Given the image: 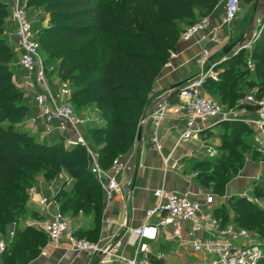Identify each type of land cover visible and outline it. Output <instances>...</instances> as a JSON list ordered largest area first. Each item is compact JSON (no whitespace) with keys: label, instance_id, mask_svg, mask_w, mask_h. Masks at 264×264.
I'll return each mask as SVG.
<instances>
[{"label":"trees","instance_id":"obj_1","mask_svg":"<svg viewBox=\"0 0 264 264\" xmlns=\"http://www.w3.org/2000/svg\"><path fill=\"white\" fill-rule=\"evenodd\" d=\"M218 1L29 0L33 7L45 6L51 15L50 25L38 33L41 52L50 60L59 61L57 76L63 83L71 84L70 102L74 109L82 115L98 112L101 125L87 127L86 136L98 152L102 167L109 168L115 158L131 152L156 81L176 49L185 30L183 26L196 23L197 11L209 16ZM10 5L11 0H0V235L9 242L8 227L14 229L2 264H29L47 242L45 233L27 222L29 216L39 218L30 206V191L39 177L52 181L65 173L74 181L71 190L65 193L62 189L55 200L65 216L68 213L72 218H91L93 228L74 229L79 239L91 241L98 235L105 194L91 173V160L85 148H67L62 139L49 143L26 129L31 108L14 83L12 64L16 53L9 40L13 28ZM255 50L256 73L245 85L256 89V96L261 98L264 28ZM239 58L233 57L219 67L224 71L218 82H205V91L228 107L238 105L247 96L245 91L238 90L236 94L233 90L237 81L244 83L243 78L249 73H234L231 69L240 63ZM169 100L177 102V91ZM223 124H230L231 132L222 134L216 157L222 160L207 159L217 172L197 176L204 188L218 196H224L227 185L245 165V153L254 147L257 134L241 122ZM244 132L253 137L249 145L241 143L240 135ZM230 213L234 214L231 221ZM214 215L223 225L233 222L244 229L257 227L264 234V211L241 196L214 208ZM258 264H264V258Z\"/></svg>","mask_w":264,"mask_h":264},{"label":"built area","instance_id":"obj_2","mask_svg":"<svg viewBox=\"0 0 264 264\" xmlns=\"http://www.w3.org/2000/svg\"><path fill=\"white\" fill-rule=\"evenodd\" d=\"M240 8L241 0H227L221 28H228L234 23ZM10 10L13 36L16 39L15 51L20 54V65L28 74L25 88L34 95L38 119L43 121L45 127L40 133V139L47 140L57 134L67 148H85L91 160V173L104 188L105 200L110 202L117 193L122 192L119 179L130 167L127 157L115 158L107 169L101 166L100 156L86 136L87 125L93 120L77 113L70 104L71 89L67 84L62 83L59 89H55L50 83L48 73L53 69H48L41 58V45L29 16L28 0H11ZM219 40L211 30L209 17L189 26L181 34L180 42L202 45L198 59L200 71L171 91L170 94L177 91L176 103L168 100L158 102L153 112L140 122L141 126L147 119L152 121L154 132L151 143L158 151L163 147L161 130L169 123L174 124L173 128L179 132L181 141H190L208 133L214 127V122H241L257 132L254 142L264 148V96L258 98L253 92L242 100V105L239 102L234 107H228L205 91V82L213 73L210 65L213 55L211 45ZM174 58L176 54L172 55ZM171 66L169 62L166 67ZM250 108L254 110L256 118L249 117ZM206 153L207 159L218 156L214 148H208ZM154 196L157 202L146 210L144 224L130 230L137 248L136 258L128 261V264H151L150 245L168 228L175 229V235L180 240L179 247L196 260L187 264H258L264 258L263 245L246 229L233 222L223 225L215 217L212 211L216 200L214 193H208L204 202L163 188L155 190ZM50 204H54L57 211L50 221L41 226L47 236V242L41 249L42 256H47L48 248L65 237L69 238L78 252L99 255L101 260L110 256V251L102 248L99 243L75 236L69 218L59 210L54 198H42L40 201L44 209ZM204 207L210 210L207 214L203 211ZM185 224L191 225L187 232L188 238L182 235ZM12 238L13 233L10 241ZM10 241L2 239L0 235V264ZM138 256L142 258L138 259ZM164 257L159 254L156 261H162Z\"/></svg>","mask_w":264,"mask_h":264},{"label":"crops","instance_id":"obj_3","mask_svg":"<svg viewBox=\"0 0 264 264\" xmlns=\"http://www.w3.org/2000/svg\"><path fill=\"white\" fill-rule=\"evenodd\" d=\"M13 29L9 33V40L15 51L16 39L13 36ZM211 30L215 34L217 33L216 35L220 33L218 23H215L212 19ZM201 49L202 45L193 42H180L178 44L176 58L171 60L172 66L164 68L156 81L154 94L146 109L145 117L153 112L158 102L170 101L169 97L172 90L178 88V86L180 87L186 80L199 73L198 59ZM15 53L16 62L12 64V70L15 72L14 82L25 88L28 74L20 65V54L16 51ZM56 77L58 76L56 75ZM52 87L55 88L54 84ZM25 91L27 103L31 108V116L27 121H30V124L27 126L33 129L35 133H41L45 127L43 121L38 119V113L34 112L32 105L36 103L34 102V95L26 88ZM251 109L249 117L256 118L254 110ZM90 119L93 121L87 127L101 125L98 112L91 113ZM33 120L35 122L32 123ZM173 125L166 124L161 130V144L163 146L161 151H158L151 143L154 132L152 121L147 119L140 126V129H142L141 138L138 140L137 137L131 152L126 155L130 167L119 179L122 192L117 193L110 202L105 200L99 233L91 239L92 242L99 243L102 248L110 251L108 258L101 260L99 255L78 252L72 246L69 238L65 237L59 243L48 248L47 256L39 254L29 264H128V261L136 258L137 248V242H134L136 240L132 238L130 230L137 229L144 224L146 210L157 202L154 196L155 190L163 188L168 192L187 195L204 202L206 195L211 191L201 185L197 176L192 173L191 167L194 162L207 159L206 151L208 148H214L217 152H220L222 134L219 133L225 125L214 122V127L208 133L190 141H181L180 134L173 128ZM59 140L61 139L56 134L47 138L46 141L54 143ZM253 146L254 149H262L259 145L254 144ZM251 159L253 158L250 156L247 158L244 169L227 185L224 196L215 195L213 212L214 208L226 204L230 198L246 195L250 191L252 183L264 176V163L255 162ZM101 188L105 194L104 188ZM50 189L51 197L49 198L51 199L54 195L51 185ZM36 191L37 185L30 196V206L39 214L40 224H38L42 226L52 219L57 207L54 204H50L45 209L41 207L40 201L46 197L35 198ZM203 211L207 214L210 210L204 207ZM86 227L88 228L87 225ZM190 227V224L184 225L182 234L184 238H188L187 232ZM10 239L11 237L9 241ZM179 242V238L175 235V229L168 228L158 237L156 242L150 245L151 264H187L195 262L196 260L192 255L179 247ZM159 254L165 256L164 260L156 261V256ZM141 258L142 256H138V259Z\"/></svg>","mask_w":264,"mask_h":264},{"label":"rangeland","instance_id":"obj_4","mask_svg":"<svg viewBox=\"0 0 264 264\" xmlns=\"http://www.w3.org/2000/svg\"><path fill=\"white\" fill-rule=\"evenodd\" d=\"M226 2L227 0H219L216 8L213 10V12L209 16L205 15L204 12L203 13H200L198 11L196 12L195 22H198L204 18L209 17L215 23H218V28L220 30V33L217 35V37L220 39L219 42L214 45H211L213 55L210 61V65L213 68V73L210 74V76L207 78V81L218 82L220 80L219 74L224 71V68H219V67L223 66L225 62L229 61L233 57H240L239 58L240 63L235 64L233 67L231 66V69L234 70V73L236 72H249V73L244 76L243 78L244 83L237 81V84L235 85L233 90L236 94L238 90H242V91H245L246 94L248 95L250 93L256 92V89H250L246 87L245 82H247V80L249 81V80L254 79V76L256 73V59L253 56H255L257 53L255 50V44L257 40L259 39V37L261 36V33L264 28V0H256L250 3H245L242 0L240 12L237 16V19L234 21V23L228 28H221L220 22L224 15ZM28 11H29L30 19L33 23L34 32H36L37 34L40 31H42L44 28L50 25L51 15L47 13L45 6L33 7L32 5L29 4V0H28ZM191 25L192 24H189V25L185 24L183 26V29H186ZM178 44H180V40L177 43L176 49L172 50L170 57H168L167 64L171 62L172 55L177 54ZM226 51L227 53H225ZM41 58L44 62L47 61L46 66L48 69L50 70L53 69L51 72L48 73V77H49V80H51L50 81L51 84L52 85L54 84V87L59 89L60 85H62L63 83L60 79H58V77H56L57 75L56 69L59 64V61L50 60L43 52H41ZM14 62L16 61L14 60ZM167 64L164 66V68H166ZM64 83L67 84L71 88V84L69 82H64ZM15 85L17 86L20 92H23L24 99L26 102H28L26 99L25 88L16 83ZM210 87L212 91L215 90L214 86L211 85ZM238 102H240L239 104L242 105L241 103L242 100H239ZM32 105H33L34 112L38 113V108H37L36 103L35 104L33 103ZM91 113L87 114L88 118H90ZM28 124H30V121L26 123V126ZM96 126L92 125V127H96ZM26 129L32 132V134H38L40 138V133H38L37 131H36L37 133H35L33 129H31L29 126H27ZM230 132H231V126L229 124L227 126H224V128L219 134H224V133L229 134ZM240 138H241L242 144L246 143L249 145V142H251L253 137L247 132H244L243 134L241 133ZM261 148H262V151L258 149H254V148L248 149V152L246 151L245 165L247 163V158L249 156L253 158L251 159L252 161L264 163V148L263 147ZM236 149L239 150L240 152V147H237ZM210 160L212 161L218 160L221 162L222 159L220 157L217 159L214 158ZM226 160H229V159H226ZM204 162L205 163L209 162V163L205 165ZM200 164H204V165H200ZM210 164H211V161L207 159L203 161H196L194 162V164H192V167H191L192 173L194 174V176H198L200 173L203 175L212 176L217 172V169L213 168ZM245 165L242 167L241 171L244 169ZM73 184H74V181L69 176H67L65 173L61 174L58 179H53L52 181H47L43 177H39L36 181V184L34 185V188L37 185V191L34 196L35 198L39 197V199H40V196H44L46 198L51 197V189H50V185H51V187L54 190V195L52 198L55 199L56 195L62 189L64 190L65 193L69 192ZM210 187H213V185H210ZM34 188L30 191V195H32V192H34ZM241 197L246 198L249 202L254 203L260 210L264 211V176L261 177L258 181L253 182L250 188V191H248L246 195H243ZM65 214L69 218L70 225L73 230L77 229L79 226H83V224L84 226L87 225L88 228H93V223L90 221L91 218L85 219L83 215H78L77 217L72 218L68 215V213H65ZM233 216L234 214L230 213L229 221H231V218H233ZM27 222H29L35 228L43 232V230L41 229V226L39 225L40 219L38 217L29 216L27 218ZM245 229L254 238H256L258 242H260L264 247V234L258 232L257 227H245ZM13 230H14L13 226L8 227V230H7L9 234L8 239L11 237V233H13ZM85 234L88 235L86 231H85ZM1 238L4 240H7L2 235H1Z\"/></svg>","mask_w":264,"mask_h":264},{"label":"water","instance_id":"obj_5","mask_svg":"<svg viewBox=\"0 0 264 264\" xmlns=\"http://www.w3.org/2000/svg\"><path fill=\"white\" fill-rule=\"evenodd\" d=\"M228 49H230V48H228ZM225 53H227V51ZM141 134H142V129H139V132H138V140L141 138Z\"/></svg>","mask_w":264,"mask_h":264}]
</instances>
